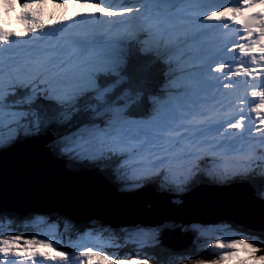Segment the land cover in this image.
Here are the masks:
<instances>
[{
	"label": "snow or ice",
	"instance_id": "obj_1",
	"mask_svg": "<svg viewBox=\"0 0 264 264\" xmlns=\"http://www.w3.org/2000/svg\"><path fill=\"white\" fill-rule=\"evenodd\" d=\"M22 144L30 150L0 162V196L25 182L74 203L90 198L52 179L54 161L122 192L168 193L177 210L201 185L224 201L248 188L264 206V0H0V156ZM0 215L13 211L0 204ZM28 215L76 227L59 208ZM97 219L76 228L71 250H58L55 225L45 238L0 235V264H150L151 249L167 250L159 264H188L164 242L173 227L191 231L171 217L100 222L99 232ZM215 223L243 238H215V258L193 264H264V218L259 227ZM105 236L126 237L115 244L123 251Z\"/></svg>",
	"mask_w": 264,
	"mask_h": 264
},
{
	"label": "water",
	"instance_id": "obj_2",
	"mask_svg": "<svg viewBox=\"0 0 264 264\" xmlns=\"http://www.w3.org/2000/svg\"><path fill=\"white\" fill-rule=\"evenodd\" d=\"M30 144L20 145L14 152L0 156L5 166L20 153L29 151ZM49 170L52 179L70 189H86L90 198L79 203L71 202L67 197L51 194L46 186L29 185L19 182L14 187L6 188L0 196V204L13 211L17 216H28L30 213H48L53 209H62L76 223L87 224L90 218L105 224H153L166 217H171L182 225L193 221L212 223L229 220L237 226L259 227L264 218V206L255 197V193L242 187L231 189L229 200H219L210 195L209 187H200L184 197L183 206L173 209L169 197L160 195L152 189L144 190L136 196L119 193L108 181L86 172H74L59 162L50 161ZM11 184V177H9ZM148 203L153 206L148 207ZM46 220H51L45 217ZM71 224V223H70ZM212 224V225H216ZM205 225V224H202ZM72 228H83L71 224ZM175 232L166 234L164 242L170 249L181 252L190 246L187 239Z\"/></svg>",
	"mask_w": 264,
	"mask_h": 264
},
{
	"label": "rangeland",
	"instance_id": "obj_3",
	"mask_svg": "<svg viewBox=\"0 0 264 264\" xmlns=\"http://www.w3.org/2000/svg\"><path fill=\"white\" fill-rule=\"evenodd\" d=\"M112 0H105V2H111ZM53 8L51 4L47 7V11H50ZM58 9V8H56ZM71 11V9H69ZM11 27L12 28H17L18 24L15 20V13L11 14ZM255 98H252L253 100ZM256 102L258 103L259 100L258 98L255 99ZM252 119L255 120V114H252ZM258 123V121H256ZM36 217H28L26 222H23V226L21 228V231H15L13 228L10 227L11 221L8 220L5 217L0 216V235H13V234H22L25 235L26 238H30L31 235H36L38 238H45L49 235V228L50 226L55 225L56 231H55V239L57 241L58 245V250H71L72 244L76 243L79 240V237L81 233L75 231L70 223H67L64 219L62 221L59 220H46L47 222L44 224H37L35 222ZM93 224L96 226V231L99 232L101 229L99 227L100 224L93 222ZM196 233L199 236L198 239V248H205L209 247L211 248V244L213 243L215 238H221V237H232V238H243V236H237L236 233L232 230L231 227H229L227 224L223 223H217L216 225H202L200 223H194L191 226ZM207 241V244L205 243ZM126 237L120 236L119 238L112 237L109 239L107 236L104 238V243L106 246L110 247L113 253L117 251H123V248H117L115 247L116 243H119L120 245H123L126 243ZM94 250H96V245L93 243L91 245ZM219 251V250H215ZM212 248L211 252L209 254H206L204 256H201V259H210V258H215V255H212ZM107 254V253H105ZM55 255V253H53ZM149 256H152L153 259L150 260V264L153 262L155 259V256L151 255L148 253ZM243 255V253H241ZM120 258H132V257H120ZM94 260L97 258H93ZM195 257H189V264H193ZM18 264H23V262H18ZM30 264V262H29ZM44 264H57L55 261H51L50 258L49 260L45 261ZM84 264H88L87 258L84 260ZM104 264H107V261L104 262ZM178 264V263H177Z\"/></svg>",
	"mask_w": 264,
	"mask_h": 264
},
{
	"label": "trees",
	"instance_id": "obj_4",
	"mask_svg": "<svg viewBox=\"0 0 264 264\" xmlns=\"http://www.w3.org/2000/svg\"><path fill=\"white\" fill-rule=\"evenodd\" d=\"M0 216L5 217L8 220H10L11 221L10 227L13 228L15 231H21V229H18V228H21L23 226V222H26V220L28 218V217H23V216H17L15 214H13V216L11 218L8 215H0ZM62 218H63V216H59V217L53 216L52 217V219H54V220H56V219L62 220ZM161 254L162 255H160V257L157 259V261L154 262V264H159V262L165 261L167 259V257H168L167 250H161ZM188 256L195 257L196 255H195V253L188 251ZM181 260L182 259H176L175 262H177V263L180 262L181 264H184V263H182Z\"/></svg>",
	"mask_w": 264,
	"mask_h": 264
},
{
	"label": "bare ground",
	"instance_id": "obj_5",
	"mask_svg": "<svg viewBox=\"0 0 264 264\" xmlns=\"http://www.w3.org/2000/svg\"><path fill=\"white\" fill-rule=\"evenodd\" d=\"M111 2H113V3H119V2H121V0H112ZM215 3H217V4H226V0H216L215 1ZM60 12L61 11H56V10H52L51 12H49V13H54L56 16H59L60 15ZM241 93H243V90L241 89ZM248 99H249V97H248Z\"/></svg>",
	"mask_w": 264,
	"mask_h": 264
}]
</instances>
